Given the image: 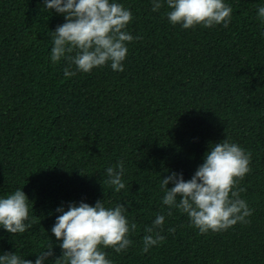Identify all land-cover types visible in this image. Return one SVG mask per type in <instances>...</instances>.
I'll use <instances>...</instances> for the list:
<instances>
[{
    "label": "trees",
    "instance_id": "1",
    "mask_svg": "<svg viewBox=\"0 0 264 264\" xmlns=\"http://www.w3.org/2000/svg\"><path fill=\"white\" fill-rule=\"evenodd\" d=\"M132 12L122 72L103 66L71 78L49 60L51 31L64 23L43 0H0V195L23 188L32 227L0 229V253L35 259L48 243L55 209L105 200L137 225L113 264H264V22L260 0H226L227 28L171 25L150 0H117ZM74 70V66H73ZM227 138L251 154L236 186L253 209L247 223L200 234L186 214L168 213L160 180L190 179L209 144ZM123 161L125 189L105 169ZM169 188L172 187L170 183ZM33 207V211H32ZM165 216L163 241L141 251L145 227ZM174 229V231H169ZM47 237H51V242Z\"/></svg>",
    "mask_w": 264,
    "mask_h": 264
},
{
    "label": "clouds",
    "instance_id": "2",
    "mask_svg": "<svg viewBox=\"0 0 264 264\" xmlns=\"http://www.w3.org/2000/svg\"><path fill=\"white\" fill-rule=\"evenodd\" d=\"M151 11L164 13L168 22L182 29L196 26L227 28L232 19V7L226 0H150ZM62 16L64 23L51 31L49 60L52 64L66 62L64 77H74L77 72L110 66L122 72L128 52V43L134 37L127 27L132 12L117 0H43L41 11ZM256 15L264 22V0L257 5ZM264 37V32L261 33ZM74 66V70H73ZM251 154L241 145L227 138L209 144L203 162L197 166L190 179L182 172L170 171L160 180L163 192L161 202L168 213L177 209L186 214L191 226L200 234L228 230L237 223H247L252 215L247 202L240 198L237 184L250 172ZM106 183L119 193L125 189L123 161L105 169ZM172 184L169 188L168 185ZM31 202L23 188L0 195V229L9 234L25 233L32 227L29 216ZM33 211V207H32ZM55 222L50 229L61 250L56 256L51 243L34 252L35 259H26L17 252L0 253V264H113L105 249L115 253L126 251L133 243L130 232L137 225L129 221L127 208L120 203L106 206L105 200L89 204L83 200L68 202L56 207ZM165 216L157 214L142 237L141 251L160 244ZM174 231V229H169Z\"/></svg>",
    "mask_w": 264,
    "mask_h": 264
}]
</instances>
